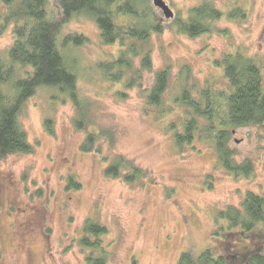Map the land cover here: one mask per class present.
Segmentation results:
<instances>
[{
  "label": "rangeland",
  "instance_id": "374dc122",
  "mask_svg": "<svg viewBox=\"0 0 264 264\" xmlns=\"http://www.w3.org/2000/svg\"><path fill=\"white\" fill-rule=\"evenodd\" d=\"M165 1L175 17L166 19L150 0L165 29L152 34L147 45L152 69H142L137 59L127 74L136 78L131 89L104 77L100 63L117 58L120 47L103 45L94 22L80 16L62 28L61 40L67 35L89 39L63 53L90 105L89 129L112 131L114 146L102 138V155L82 152L86 132L75 128L74 105L57 89H39L28 100L20 120L36 151L0 160V264H87L92 250L84 249L81 240L88 221L107 228L96 252L108 264H178L182 253L197 258L208 249L219 255L226 247L216 235L219 211L240 206L248 191L264 196V125L234 130L229 147L236 162L250 161L254 167L250 176L236 178L219 166L210 144L195 141L193 148L180 150L168 130L177 117L158 118L145 102L156 73L165 68L170 71L166 102L184 88L195 94L225 90L228 81L215 62L238 51L260 64L264 79V0H213L224 18L215 23V32L197 38L171 25L204 0ZM237 8L245 11V19L228 18ZM49 9L51 17L57 16L55 0H49ZM4 11L0 1V15ZM13 40L11 27L0 36V51ZM118 91L126 96L120 98ZM47 119L54 121L53 133L45 128ZM107 155L133 160L146 175L135 184L107 177ZM70 176L81 183L79 190L67 188ZM258 242L256 237L238 239L236 249L247 253Z\"/></svg>",
  "mask_w": 264,
  "mask_h": 264
},
{
  "label": "trees",
  "instance_id": "16d2710c",
  "mask_svg": "<svg viewBox=\"0 0 264 264\" xmlns=\"http://www.w3.org/2000/svg\"><path fill=\"white\" fill-rule=\"evenodd\" d=\"M5 11L0 15V36L12 27L13 43L0 51V160L15 154H34L36 144L29 140L20 116L28 100L39 89L55 88L74 105V126L86 132L81 145L84 153L102 155V138L114 146L112 131L92 132L89 103L82 97L78 76L63 50L79 48L89 39L84 35H67L62 40V28L75 17H86L94 22L103 45H119L117 58L100 63L104 77L116 85L135 86V77L127 74L134 62L140 59L141 68L151 70L152 48H147L152 34L165 29L163 19L153 10L150 0H55L58 12L51 17L49 0H0ZM225 13L213 0H204L191 8L186 19L177 17L172 27L184 36L197 38L215 32V23ZM229 19H245L242 8L233 10ZM126 20V22H124ZM223 68L228 87L223 91H197L184 88L173 102H166L170 71L165 68L156 73L154 85L147 90L146 105L156 110V117L175 115L177 120L168 124L176 146L183 150L194 147L195 141L210 144L216 152L220 167L234 177H248L253 172L250 161L236 162V155L229 147L234 130L247 126L264 125V79L260 64L238 51L226 54L215 62ZM120 98L125 93L118 91ZM45 128L54 132V121L47 119ZM113 148V147H112ZM110 160L105 175L123 178L129 184L142 180L146 171L133 160L118 155ZM68 189L79 190L81 183L70 176ZM216 235L222 236L225 253L215 255L208 249L195 258L184 252L178 264H264V196L248 191L240 206H229L219 211ZM224 223L220 225V222ZM107 228L98 222L88 221L84 226L81 245L92 250L87 264H108L101 251L100 238ZM260 239L247 253L237 251L238 239Z\"/></svg>",
  "mask_w": 264,
  "mask_h": 264
},
{
  "label": "water",
  "instance_id": "95a60500",
  "mask_svg": "<svg viewBox=\"0 0 264 264\" xmlns=\"http://www.w3.org/2000/svg\"><path fill=\"white\" fill-rule=\"evenodd\" d=\"M152 2L156 8L163 12L166 19H173L175 17L173 11L165 0H152Z\"/></svg>",
  "mask_w": 264,
  "mask_h": 264
}]
</instances>
